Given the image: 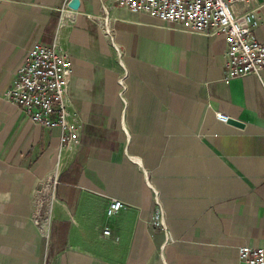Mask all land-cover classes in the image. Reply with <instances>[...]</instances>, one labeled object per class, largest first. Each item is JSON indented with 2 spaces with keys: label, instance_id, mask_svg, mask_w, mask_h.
Here are the masks:
<instances>
[{
  "label": "crops",
  "instance_id": "0c3cea01",
  "mask_svg": "<svg viewBox=\"0 0 264 264\" xmlns=\"http://www.w3.org/2000/svg\"><path fill=\"white\" fill-rule=\"evenodd\" d=\"M252 9L264 43V0L233 5ZM37 42L72 61V148L7 94ZM226 49L117 0H0V264H248L239 247H264V68L226 83Z\"/></svg>",
  "mask_w": 264,
  "mask_h": 264
},
{
  "label": "built area",
  "instance_id": "2783aa9c",
  "mask_svg": "<svg viewBox=\"0 0 264 264\" xmlns=\"http://www.w3.org/2000/svg\"><path fill=\"white\" fill-rule=\"evenodd\" d=\"M71 0H65L70 3ZM241 0H117V4L133 13H147L162 21L178 23L187 30L206 32L215 29L226 36V74L229 83L236 77L255 74L261 77L264 68V43L256 35L261 24L257 9L237 15L233 5ZM73 73L70 57L58 49L35 43L18 71L16 85L7 94L35 123L62 131V146L72 148L78 142L83 124L76 116L70 119L69 81ZM227 122L229 116L218 113ZM160 207L159 202L157 203ZM124 207L112 199L108 216ZM160 209V208H159ZM157 217H161V211ZM162 220V218H161ZM106 232H109L106 230ZM239 257L248 264H264V247L240 246Z\"/></svg>",
  "mask_w": 264,
  "mask_h": 264
},
{
  "label": "water",
  "instance_id": "95a60500",
  "mask_svg": "<svg viewBox=\"0 0 264 264\" xmlns=\"http://www.w3.org/2000/svg\"><path fill=\"white\" fill-rule=\"evenodd\" d=\"M70 8H72L73 10H78L80 7V0H71L69 3ZM228 123H231L233 125L236 126H240L243 127L244 124L241 121L235 120V119H230L228 120Z\"/></svg>",
  "mask_w": 264,
  "mask_h": 264
}]
</instances>
